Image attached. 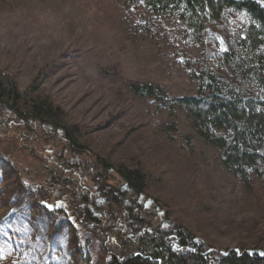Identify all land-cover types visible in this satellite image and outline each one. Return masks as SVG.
<instances>
[{"label":"rangeland","instance_id":"1","mask_svg":"<svg viewBox=\"0 0 264 264\" xmlns=\"http://www.w3.org/2000/svg\"><path fill=\"white\" fill-rule=\"evenodd\" d=\"M178 24L173 18L155 16L144 5H134L128 0H0V72L11 75L21 91L36 81L34 88L48 94L67 113L69 121L80 128L81 143L86 148L80 152L60 138L49 142L38 128L32 137L29 133L32 127H17L0 114V220L9 218L18 207L14 202L5 203L10 188L21 184L26 191L34 189L31 183H36L43 173L39 171L40 160L61 167L58 155H79L77 158L90 160L88 166L92 170L91 165L97 166L94 160L98 157L116 164L130 156L148 170L158 165L163 174L161 182L151 180L148 190L134 198L126 184L121 187L123 183L112 169L100 176L104 182L91 180L96 176L94 170L87 172L83 180L96 191L95 196L105 198L103 203L110 202V196L101 193L105 184L116 189L117 198L122 196V205L118 207L122 211L121 222L123 228L127 229L124 227L127 224L133 230L132 240L154 230L152 225L139 229L123 219L124 213L130 214L132 210L139 213L137 206L141 205L151 213L157 229L170 231L173 236L178 230L175 225L188 222L194 233L186 250L252 249L243 230L251 213L246 207L225 205L222 219L216 221L200 214L206 209L190 208L193 202L188 199L193 195H189L201 196L203 191L199 179L188 178L193 167L184 155H170L177 157L172 163L166 162L161 149L154 151L147 142L160 135L170 139L173 134L168 136L163 124L169 121L170 112L153 98L137 96L129 89L131 82L158 84L166 90L168 99L195 93L197 79L189 75L182 61L197 57L200 46L178 30ZM174 110L180 122L179 132L173 136L182 141L180 130L184 134L191 130L188 116L182 106L175 105ZM210 175L211 180L218 181L215 174ZM79 178L82 180V176ZM37 193L36 200L40 203L47 195L62 198L59 192ZM138 197L141 204L127 203ZM187 201L188 208H183ZM40 203L37 209L46 223H41L42 229L37 232L40 224L35 221L38 229L34 234L37 232V237L47 234L43 237H55L58 243L64 239L62 249L49 251L47 264H109L104 240L63 213L69 208L66 202L53 208ZM102 216L115 214L101 212ZM8 229L0 226V264H32L35 256L32 246L29 244L23 252V247L12 239L16 237L28 244V230L19 231L12 226ZM135 231L141 233L134 235ZM110 239L118 242L114 234ZM16 250L21 252L18 256Z\"/></svg>","mask_w":264,"mask_h":264},{"label":"trees","instance_id":"2","mask_svg":"<svg viewBox=\"0 0 264 264\" xmlns=\"http://www.w3.org/2000/svg\"><path fill=\"white\" fill-rule=\"evenodd\" d=\"M128 2L144 5L155 16L175 19L179 23L177 29L191 36L200 46L197 57L182 61L189 75L197 79L195 93L168 99L163 86L130 83L132 93L151 97L170 112L169 121L163 122L168 136L179 132L180 119L175 113V105L184 107L188 116L192 132L184 134L180 130L182 141L179 138L178 142L173 135L169 139L162 133L165 138L160 135L147 141L149 146L154 151L161 149V157L166 162L172 163L175 157L184 155L193 167V174L196 168H200L198 174L188 178L190 181L194 177L199 179L203 191L201 196L190 194L195 197L188 200L193 202L190 208L207 210L200 213L204 218L210 217L207 218L210 221L222 219L225 205H240L250 210L243 230L250 239L252 249H231L226 253L186 250L185 246L194 233L191 225L184 221L183 225H175L178 230L173 236L170 231L157 229L159 226L152 221L151 213L141 205L137 206L139 213L131 209L130 214H122L125 216L123 219L139 228L152 225L154 230L146 232L138 240H132L121 222L122 211L118 207L122 205L123 198H117L116 189L106 184L101 193L109 195L110 202L102 203V210L106 211L105 215L112 211L115 216L104 218L90 212L87 204L97 196L96 191L84 183L87 172L93 173L94 170L96 176L91 180L104 182L100 176L112 169L119 175L123 183L121 187L126 184L133 197L146 192L151 180L161 182L163 174L158 165L148 170L130 156L116 164L98 157L94 160L98 167L94 168L92 164V170L88 166L90 160L83 156L77 158L79 155H58L61 167L40 160L39 171L43 173L41 178L37 175L36 183H31L34 186L32 191H26L21 184L9 189L5 203L14 202L18 207L10 214L12 219L9 216L0 220V226L3 224L6 231L10 226L19 231L27 229L31 243L30 237L26 239L28 244L16 237L12 239L23 247V252L29 244L32 246L30 249L35 251L32 264H47L49 251L62 249L64 239L61 238L58 243L55 237H43L47 234L36 236L42 224L46 223L37 209V203H40L36 200L39 198L37 191L59 192L63 200L66 198L68 201L64 200L70 208L68 215L73 222L104 240L109 264H264V251L263 254L253 251L255 248L262 251L264 247V0ZM35 82L21 91L11 75L0 72V114L17 127H32L29 132L32 137L38 128L41 136L49 142L60 138L76 146L78 151H86L81 143L80 128L69 121L67 113L55 105L48 94L34 88ZM30 135L26 138L30 139ZM174 147L178 152L174 151ZM210 172L216 175L217 182L210 179ZM186 205L183 208H188L189 205ZM35 221L40 224L38 231ZM33 231H37L36 234ZM113 234L118 239L117 243L110 239ZM19 253L16 250L17 256Z\"/></svg>","mask_w":264,"mask_h":264},{"label":"flooded vegetation","instance_id":"3","mask_svg":"<svg viewBox=\"0 0 264 264\" xmlns=\"http://www.w3.org/2000/svg\"><path fill=\"white\" fill-rule=\"evenodd\" d=\"M71 147V145H69ZM132 196V195H131ZM135 198V197H134ZM105 199V198H104ZM97 202H92V203H88V209L89 210H94L96 212V209H100V212H103L105 213L104 210H102V206H103V202L100 198H96ZM125 201H127V199H124ZM140 197H138L137 199H134L133 201H128L127 203H133V204H136V202L138 204H141L140 202ZM58 203H61V206L65 205V202L64 200L61 199V197H53V200L50 202V204L46 203L45 205L48 206L49 208H53L54 206H56ZM144 205H146V203H144ZM113 213V212H112ZM101 213L97 216H100ZM124 226L129 230L131 231V227H128L127 224H124ZM135 229V228H134Z\"/></svg>","mask_w":264,"mask_h":264},{"label":"bare ground","instance_id":"4","mask_svg":"<svg viewBox=\"0 0 264 264\" xmlns=\"http://www.w3.org/2000/svg\"><path fill=\"white\" fill-rule=\"evenodd\" d=\"M44 199V201H41V205H45L47 202L48 203H50L52 200H53V197H52V195H47L46 197H44L43 198ZM97 202V200L96 199H92L89 203H92V202ZM90 212H92L93 214H95V215H99L101 212H100V209H96V212L94 211V210H89ZM63 213H65L66 215H68V214H70V210H68V209H66V210H63ZM124 222V221H123ZM134 225V224H133ZM136 226V225H135ZM125 227V226H124ZM139 228V227H138ZM140 229V228H139ZM126 230V234L128 235V236H131L132 235V233H131V231H133V230H131V231H129V230H127V229H125ZM141 232L140 231H135L134 232V235H138V234H140ZM207 251L208 252H211V251H213V252H215V253H226V250H224V251H221V250H218V251H216V249H211V248H209V249H207Z\"/></svg>","mask_w":264,"mask_h":264},{"label":"water","instance_id":"5","mask_svg":"<svg viewBox=\"0 0 264 264\" xmlns=\"http://www.w3.org/2000/svg\"><path fill=\"white\" fill-rule=\"evenodd\" d=\"M253 251L256 252V253H259V254L262 253L261 250H259V249H253ZM262 254H263V253H262Z\"/></svg>","mask_w":264,"mask_h":264}]
</instances>
